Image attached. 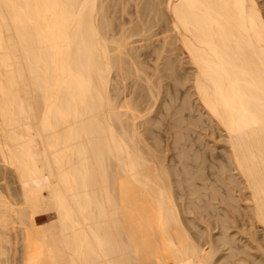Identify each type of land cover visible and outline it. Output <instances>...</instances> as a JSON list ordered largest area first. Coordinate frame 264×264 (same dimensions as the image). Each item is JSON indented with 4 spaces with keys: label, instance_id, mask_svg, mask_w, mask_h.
Masks as SVG:
<instances>
[{
    "label": "bare ground",
    "instance_id": "1",
    "mask_svg": "<svg viewBox=\"0 0 264 264\" xmlns=\"http://www.w3.org/2000/svg\"><path fill=\"white\" fill-rule=\"evenodd\" d=\"M160 1L146 7L168 12L197 100L227 136L249 192L245 212L236 211L247 228L230 232L237 216H213L208 209L219 208L204 204L194 209L206 227L189 231L197 223L177 203L171 167L140 146L132 118L141 107L110 92L113 68L131 67L120 57L125 42L112 53L102 33L99 0H0V172L20 184L15 202L0 189V255L13 248L0 264H17L19 240L18 264H264L263 10L257 0ZM48 211L39 223L35 215Z\"/></svg>",
    "mask_w": 264,
    "mask_h": 264
},
{
    "label": "rangeland",
    "instance_id": "2",
    "mask_svg": "<svg viewBox=\"0 0 264 264\" xmlns=\"http://www.w3.org/2000/svg\"><path fill=\"white\" fill-rule=\"evenodd\" d=\"M151 1L155 4V0ZM151 1L99 0L98 4H101L99 7H103L101 10H104V19L108 24V26L103 25L105 27H102V33L104 32L109 39L111 48L116 47V50L111 49V51L113 50L112 53L118 50V45L116 46V44H118L117 42H119V45L125 42L123 47L125 46L126 48H124V50L121 48L123 53L121 52L120 54L118 51L117 54H120L121 56H119L126 61L125 64L123 63L124 65H130L129 67L134 69L130 68L129 70V68L125 66V69L127 68L129 73L132 72V70L134 71L128 74L126 73L127 70L123 71L124 69H121L120 71V69L116 70L117 67L115 69L113 68L111 72L113 77L111 76L110 92L115 97V100L117 99V102L128 100L130 103L135 102L139 104L137 109L133 107V105L136 106L135 103L132 107L135 109V112L141 109L138 113L141 115L142 112V115L138 116L139 118L136 117V119L130 116V121L133 119L134 121H132L135 122L137 126H135V123L131 122L132 125L129 126L131 130L129 131H134L132 126L137 128L135 129L136 131L138 130L137 134L139 132L137 138L138 140L142 139L140 140L142 142H139L140 146L143 147L141 148L144 149L146 157L150 159H153V157L154 159L159 158L160 160L158 159L157 161L160 162L163 157L164 160L162 164L164 163L165 166L171 167V177L174 180L173 190L178 196L177 203L183 210L185 218L188 217V221L193 220L197 223V227L190 224L189 231L195 237H198L199 230L206 227L205 223L202 221L201 215L194 209L204 204H214L215 207L219 208V213L211 208L208 209L213 216L219 214L224 217L226 211H230L232 216H237L234 218L236 219L235 221L230 220V232L236 231V225H239L237 229L245 230L247 228V222H245L246 217L242 214L245 212V206L248 204L247 198L249 192L247 188H245L244 183L240 182L242 178L230 161L227 136L218 128L215 122L210 119L199 100H197L193 87V66L189 63L186 53L183 52L179 46V37H177L176 32L171 29L172 21L168 12L165 11L166 9H163L166 14L163 15V18H159L162 13V10L159 11V7H157L159 5L156 4L155 10V5H152L153 7H151V9H148L150 8L149 4V7H146V3H150ZM162 1L164 0L160 2L162 3ZM257 2L264 14V0H257ZM161 3L160 7L162 8L165 2L163 4ZM144 7L147 8L146 11H144ZM141 13L142 18L140 17ZM156 13L159 19H157ZM143 16H145L144 19ZM100 18L101 16L99 19ZM145 23L148 24L146 25ZM135 28L143 29L138 32V30L134 31ZM146 28L149 29L144 31ZM111 39H113V42L110 41ZM121 39H123V43L120 41ZM114 40L117 42L114 43ZM168 59L173 61L171 62L173 65L170 63L172 70L169 69ZM132 60L136 62L134 65H136L138 61L139 64L141 63L140 67H142L140 70L137 69L138 72L141 71L140 74H137L138 72L135 73L136 69L134 68L135 66ZM139 64L137 65L138 67ZM132 65L134 67H132ZM143 68L145 71H142ZM145 72L147 74H145ZM149 86L152 87L153 90H151ZM159 90L160 92H158V94L157 91ZM154 95L158 97V99L155 98ZM128 101L127 104H129ZM152 150L158 153V156H155L156 153L154 151V153H152ZM0 165H2V162H0ZM0 171L3 174L2 169ZM1 172L0 189L6 194L4 188L8 186L12 193L10 199H14V202L15 200L17 201L20 197V184L18 178L15 173H13L14 175H12V177L7 176L8 180H2L3 175ZM232 178L238 179L240 183L234 185L231 180ZM192 188L197 190V193L194 195H190ZM214 191L220 193L222 197H228L231 193L235 199H227V202L212 200L211 194ZM190 200L192 201L190 202ZM228 201L234 204L235 209L228 204ZM236 211L242 214H238ZM50 213L49 211L41 212L36 214L35 217L38 219L39 223H46L53 217ZM203 214L206 213L203 212ZM15 226L17 225L15 224ZM17 229L16 233L18 238H20L21 230L19 227H17ZM212 231L213 234H216L215 236H218L221 229L216 227ZM200 240H202V238H200ZM20 242L19 240L16 244L17 264L19 263L18 261L22 249V244ZM9 243L6 242L7 246ZM4 246H6L5 243ZM11 246L12 245L8 247V251H6L8 248L4 247V251L7 253L13 251ZM7 253L0 256L4 257L7 255L8 257L12 254V252L9 255ZM7 257H5V259Z\"/></svg>",
    "mask_w": 264,
    "mask_h": 264
}]
</instances>
